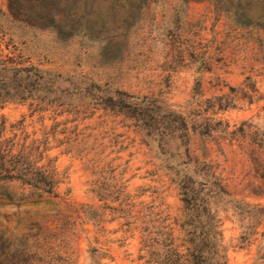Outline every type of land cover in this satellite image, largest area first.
<instances>
[{
    "label": "rangeland",
    "instance_id": "obj_1",
    "mask_svg": "<svg viewBox=\"0 0 264 264\" xmlns=\"http://www.w3.org/2000/svg\"><path fill=\"white\" fill-rule=\"evenodd\" d=\"M12 1L0 61L46 72L0 100L2 146L54 185L0 170V264H144L188 189L220 195L226 264H264V0Z\"/></svg>",
    "mask_w": 264,
    "mask_h": 264
},
{
    "label": "trees",
    "instance_id": "obj_2",
    "mask_svg": "<svg viewBox=\"0 0 264 264\" xmlns=\"http://www.w3.org/2000/svg\"><path fill=\"white\" fill-rule=\"evenodd\" d=\"M226 1L210 0L232 21L239 22L238 13L233 12ZM11 3L13 4L12 0ZM45 72L38 67L19 65L11 60L0 61V100H27V93L34 78L42 77ZM2 145L3 140L0 137V170L9 172L12 179L31 187L52 190V177L30 160L31 155L26 151V146L21 145L16 150ZM221 193L226 192L221 189ZM218 198V193L188 189L182 198V214L188 218V222L176 225L180 236H175V228L170 224L145 227L144 233L141 234L140 257L144 264H226L221 245L222 222L218 210L214 207ZM250 236L251 234L247 235L245 240L250 242Z\"/></svg>",
    "mask_w": 264,
    "mask_h": 264
}]
</instances>
